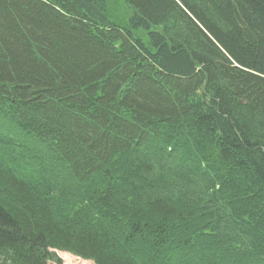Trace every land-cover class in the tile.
<instances>
[{"label": "trees", "instance_id": "16d2710c", "mask_svg": "<svg viewBox=\"0 0 264 264\" xmlns=\"http://www.w3.org/2000/svg\"><path fill=\"white\" fill-rule=\"evenodd\" d=\"M55 250L264 264V0H0V264Z\"/></svg>", "mask_w": 264, "mask_h": 264}, {"label": "rangeland", "instance_id": "374dc122", "mask_svg": "<svg viewBox=\"0 0 264 264\" xmlns=\"http://www.w3.org/2000/svg\"><path fill=\"white\" fill-rule=\"evenodd\" d=\"M55 254L61 260L59 264H93V262L90 260L82 259L62 250H55ZM47 264L58 263L54 261H48Z\"/></svg>", "mask_w": 264, "mask_h": 264}, {"label": "water", "instance_id": "95a60500", "mask_svg": "<svg viewBox=\"0 0 264 264\" xmlns=\"http://www.w3.org/2000/svg\"><path fill=\"white\" fill-rule=\"evenodd\" d=\"M169 24H171V25H172V24H173V22H172V21H170V23H169Z\"/></svg>", "mask_w": 264, "mask_h": 264}]
</instances>
